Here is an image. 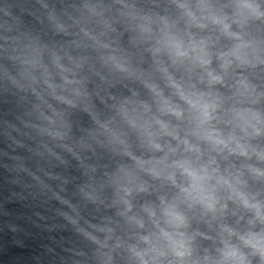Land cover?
I'll return each mask as SVG.
<instances>
[{
  "label": "clouds",
  "instance_id": "obj_1",
  "mask_svg": "<svg viewBox=\"0 0 264 264\" xmlns=\"http://www.w3.org/2000/svg\"><path fill=\"white\" fill-rule=\"evenodd\" d=\"M31 15L0 6V170L38 264H264V0Z\"/></svg>",
  "mask_w": 264,
  "mask_h": 264
},
{
  "label": "water",
  "instance_id": "obj_2",
  "mask_svg": "<svg viewBox=\"0 0 264 264\" xmlns=\"http://www.w3.org/2000/svg\"><path fill=\"white\" fill-rule=\"evenodd\" d=\"M50 2L60 8L66 4L74 3L76 0H50ZM130 2L148 5L163 3L164 0H130ZM34 3L35 0H0V6L11 5L14 14L20 18L24 25L28 26L37 23L35 17L31 15ZM129 38L130 34L124 33L121 40L127 45ZM13 103L14 101L10 97L0 91V119ZM5 180L6 177L0 170V203H3V208L0 209V264H38L37 257L44 251V246L51 243L49 233L24 219L26 215L30 214L26 202H4ZM11 223H15L22 230L13 231L9 226Z\"/></svg>",
  "mask_w": 264,
  "mask_h": 264
}]
</instances>
